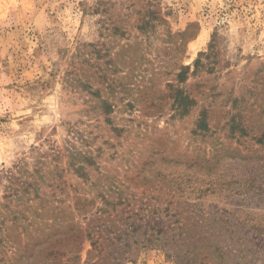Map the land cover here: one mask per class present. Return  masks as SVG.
<instances>
[{
  "label": "rangeland",
  "instance_id": "rangeland-1",
  "mask_svg": "<svg viewBox=\"0 0 264 264\" xmlns=\"http://www.w3.org/2000/svg\"><path fill=\"white\" fill-rule=\"evenodd\" d=\"M240 263L264 264V0H0V264Z\"/></svg>",
  "mask_w": 264,
  "mask_h": 264
},
{
  "label": "trees",
  "instance_id": "trees-1",
  "mask_svg": "<svg viewBox=\"0 0 264 264\" xmlns=\"http://www.w3.org/2000/svg\"><path fill=\"white\" fill-rule=\"evenodd\" d=\"M186 68L183 67V70L185 71ZM184 73L181 72L180 76L181 77ZM178 92L175 93L174 95V102L177 103L179 106H183V107H187L189 105H192L194 103L193 99H191L189 96L187 95H183L182 92H180L179 90H177ZM241 243H244V241H242ZM245 245H248L247 243H245ZM52 254L54 255H58L61 254V255H65V251L63 249H61V251L59 252L58 250L56 249H51L50 251ZM242 264V263H240Z\"/></svg>",
  "mask_w": 264,
  "mask_h": 264
}]
</instances>
